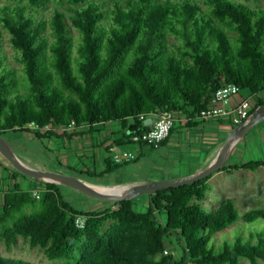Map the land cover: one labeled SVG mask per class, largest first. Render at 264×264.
I'll list each match as a JSON object with an SVG mask.
<instances>
[{"label": "trees", "instance_id": "1", "mask_svg": "<svg viewBox=\"0 0 264 264\" xmlns=\"http://www.w3.org/2000/svg\"><path fill=\"white\" fill-rule=\"evenodd\" d=\"M72 1L80 4L85 0ZM47 2L29 0L32 7ZM155 2L116 3L110 16L90 2L76 12L71 24L56 10L50 24L52 42L46 37V21L37 20L31 8L4 9L0 26L12 36V44L21 54L32 102L39 112L26 100H12L16 82L3 69L6 59L0 53V136L28 131L32 124L42 130L68 127L72 122L77 127L120 123L126 133L116 146H143L132 138L150 130L149 117L172 113L186 118L191 126L225 86L236 85L255 97L264 92L263 10L253 11L230 0H205L212 8L209 16L192 2ZM221 25L237 37L232 38ZM73 27L83 36L76 69ZM170 38L177 40L174 48L178 56L167 59ZM49 50L61 85L78 100L66 98L54 85L55 75L47 65ZM263 104L260 100L252 113ZM35 132L39 138L53 135V131ZM124 165L109 157L105 170L95 176L104 177ZM262 166L264 163L258 162L230 170ZM210 178L153 194L142 212L135 208L134 200L114 203L103 212L79 211L65 200L58 185L46 183L43 209L25 214L2 238L8 249L23 237L31 248L45 249L50 260L76 259L74 264H240L241 258L251 264L264 263L262 232H252L248 239L238 237L220 248L212 243L218 233L241 220L248 224L264 220V210H252L241 217L235 201L227 199L207 214L201 202ZM30 203L29 194L17 185L0 199V220L17 219L16 213ZM77 216L86 218L84 229L76 226ZM107 221L112 223L102 234ZM171 237L180 243V258L169 252L165 255ZM0 264L17 263L7 262L0 253Z\"/></svg>", "mask_w": 264, "mask_h": 264}, {"label": "crops", "instance_id": "2", "mask_svg": "<svg viewBox=\"0 0 264 264\" xmlns=\"http://www.w3.org/2000/svg\"><path fill=\"white\" fill-rule=\"evenodd\" d=\"M246 98H251L253 107H255L260 100H264V92L255 97L242 91L232 98L227 109L238 107L241 101ZM155 120V117H149L147 125L151 127ZM183 120V117L177 118L174 132L159 149L137 145L130 147L116 146V142L123 137L126 130L114 123L93 126L83 124L76 127L72 132L65 133L61 130H55L52 132L53 135L44 138L37 137L36 132L31 128L28 131L11 132L1 137L8 143L14 156L25 166L35 170L56 173L60 171L52 170L50 167L62 168L73 173V177L86 184L88 183L87 185L98 187L99 191L107 193L109 189H121L120 191H122V189L151 182L184 179L206 170L215 162L226 139L236 128L233 126L231 116L206 122L201 121L191 126H187L188 123ZM125 150L132 151L137 159L134 162L126 163L127 165L104 177L95 176L105 170L106 160L109 157L112 159L114 153ZM258 162L264 163V121L252 128L232 146L224 166L227 170L223 168L211 176L207 183L209 189L214 185L222 193L224 200L232 199L235 201V197L228 195L234 189L238 200L241 202L264 195V166L255 170H230L231 167H241ZM8 164V161L0 154L1 200L5 193L14 190L17 185L20 187L19 178H26L16 175L17 171ZM155 172H161L162 174L157 173L160 174L161 178L151 180ZM64 175L71 176V174ZM227 177L232 179L229 180ZM27 179L32 180L28 177ZM92 179L101 180L99 183L103 184L91 183L90 180ZM32 181L35 184L34 190H39L38 187L43 185V193L44 185L47 182ZM230 181H235V187L225 189L224 185ZM58 186L68 202L69 196L63 190L64 188H71L65 185ZM139 198L134 200L135 205L139 202ZM75 209L98 213L110 208L98 204L91 211L88 209Z\"/></svg>", "mask_w": 264, "mask_h": 264}, {"label": "rangeland", "instance_id": "3", "mask_svg": "<svg viewBox=\"0 0 264 264\" xmlns=\"http://www.w3.org/2000/svg\"><path fill=\"white\" fill-rule=\"evenodd\" d=\"M135 2H138L140 0H133ZM234 3H240L241 5L253 10V11H264V0H230ZM93 2L99 6L101 11L106 13L108 16H110V11L115 7L116 3H119L121 5L126 4V0H85L83 3L75 4L72 0H48L47 4L45 6L40 7H32L29 3V0H0V15L4 11V9L9 8L10 10L17 9V7H27L31 8L33 11H35L36 19L37 20H44L46 21L48 25V33L46 34V37L49 39L50 42L53 41V36H51L50 33V24L52 22L53 14L56 10L64 13L66 16L67 21L69 24H71L72 20L76 16V12L78 10H81L84 6H86L88 3ZM184 2H192L201 7V9L208 14L209 16L212 15V8L205 2V0H156L155 4L160 5H180ZM220 24V23H219ZM106 29H109V26L106 25ZM221 27L232 37L236 38L237 34L236 32L232 30H228L225 28L224 25H221ZM72 37H73V48H72V61H73V68L76 69L77 63L80 60V54H79V47L83 43V36L82 33L77 30L75 27L72 28ZM12 36L6 32L3 27L0 26V53L5 56V63L3 64V69L6 71L7 74H9L12 79L16 82L15 89H14V97H12V100L17 101L19 99L26 100L29 103V106L31 109L34 110L35 113L39 112V108L34 104L33 98H32V90H31V84L28 80V77L26 75V70L23 62L21 59L20 52L13 46L12 44ZM177 42L176 39L170 38V45L168 46V52H167V59L170 57H176L178 56L175 52L174 44ZM47 65L50 71H52L55 75V82L54 85L59 87L61 91L64 93L66 98H72L74 100H78L75 95L71 94L69 91L64 89V87L61 85L57 74L52 69V63H53V57L50 53V50L47 52ZM79 102V101H77ZM115 125H120V123H114ZM6 162V161H5ZM7 164V162H6ZM9 165V164H8ZM52 170H58L64 174H71L68 170L65 169H58L55 167H50ZM59 172V173H60ZM161 172H155V175H152L151 180H155L156 178H161L160 174H157ZM229 180L232 178L227 177ZM101 180L92 179L90 180L91 183H99ZM18 183L20 185L21 191L29 194V197L31 199V203L24 206L21 213H16L15 218L17 219H9V220H0V253L5 258L7 262L11 263H17V264H74L75 260H50L48 256L46 255L45 249L43 248H31L30 243L28 240L24 239L23 237L18 238V242L10 249L7 248L6 243L4 239L2 238V234L5 230L9 229L14 225V223L21 219L25 214H34L37 213L40 209H43L44 202L43 200V185L39 186L40 193V200H36L35 196V184L34 181L28 180L27 178H19ZM231 185V186H230ZM95 187V186H94ZM228 187L234 188L235 187V181L226 182V185H224L225 189H228ZM98 189V187H95ZM99 190V189H98ZM118 190V189H116ZM64 193L69 196L67 199L70 204H72L75 208L78 209H88L92 210L94 207H96L98 204L100 205H106L109 208L114 206V203L110 202H100L94 199H91L87 197L86 195L72 189L64 188ZM228 195H231L236 198L235 205L239 212V215L242 217L247 212L252 210H264V195H261L257 198H254L253 200H246V202H241L237 198V194L232 190ZM230 192V191H228ZM206 199L201 202V205L205 212L207 214H211L220 206L222 201L224 200V197L222 193L214 186L212 185L209 191L206 194ZM66 198V196L64 197ZM149 204V199L146 196H141L139 198V202L136 205V209L138 211H144ZM159 222L160 219L158 220ZM111 221H107L102 225L101 232L104 234L108 228L111 225ZM252 232H262L264 233V220H258L254 223L248 224L243 222L242 220L239 221L237 224L229 227L227 230L218 233L212 243H215V246L217 248L222 247L224 243H233L238 237H245L246 239L250 238V235ZM256 241V240H255ZM170 247L168 249L169 253H174V255L177 258H180L181 253V246L180 243L177 242L176 238L170 239ZM240 264H251L247 259H240ZM258 264H264L263 262H259Z\"/></svg>", "mask_w": 264, "mask_h": 264}, {"label": "water", "instance_id": "4", "mask_svg": "<svg viewBox=\"0 0 264 264\" xmlns=\"http://www.w3.org/2000/svg\"><path fill=\"white\" fill-rule=\"evenodd\" d=\"M264 121V104L259 106L250 118L237 126L226 139L217 159L206 170L184 179L157 181L142 185H136L131 188L125 189V192L120 195L102 194L93 190L90 185L76 177L64 175L56 172L35 170L25 166L13 154L8 143L0 136V154L5 158L8 163L22 175L32 179L41 180L47 183L56 185H65L73 190H76L87 197L100 201L119 203L125 200H135L141 196H152L158 192L167 191L171 188L178 189L184 186H191L199 181L211 177L213 174L221 171L226 163V159L232 146L240 139H242L252 128Z\"/></svg>", "mask_w": 264, "mask_h": 264}, {"label": "built area", "instance_id": "5", "mask_svg": "<svg viewBox=\"0 0 264 264\" xmlns=\"http://www.w3.org/2000/svg\"><path fill=\"white\" fill-rule=\"evenodd\" d=\"M241 92V89L236 85H228L219 89L214 94L208 108L203 110L196 119L198 122H206L212 119L231 116L233 126H239L250 118L254 108L251 98H246L241 101L238 107L231 108L230 110L227 109L232 98L239 95ZM155 117L156 120L148 132L135 135L132 138L134 143L141 144L150 149H159L161 145L170 137L172 129L177 122V118L172 113L166 112L158 114ZM183 121L189 122L186 118H184ZM76 127L77 126L75 122H72L68 127H60L55 129L52 126H47L40 130L35 124L29 126V128H31L33 131H40L44 133L55 130H61L67 133L74 131ZM112 158L116 164L124 165L125 163L134 162L137 159V156L132 151L125 150L114 153ZM40 193L41 191L36 190L34 196L36 200H40ZM75 224L79 229H84L86 225V218L84 216H77ZM167 254L168 250L165 251V255Z\"/></svg>", "mask_w": 264, "mask_h": 264}, {"label": "bare ground", "instance_id": "6", "mask_svg": "<svg viewBox=\"0 0 264 264\" xmlns=\"http://www.w3.org/2000/svg\"><path fill=\"white\" fill-rule=\"evenodd\" d=\"M88 184V183H87ZM93 190L99 192V193H102V194H111V195H116V196H120L122 195L124 192H125V189H122V191H120L121 189H109V192L105 193V192H102V191H99L97 188H95L94 186H90Z\"/></svg>", "mask_w": 264, "mask_h": 264}]
</instances>
